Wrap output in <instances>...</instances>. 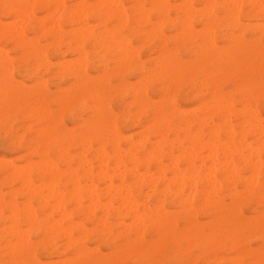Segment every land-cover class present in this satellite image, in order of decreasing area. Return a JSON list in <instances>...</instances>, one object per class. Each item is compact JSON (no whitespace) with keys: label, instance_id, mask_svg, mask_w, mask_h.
Wrapping results in <instances>:
<instances>
[{"label":"bare ground","instance_id":"obj_1","mask_svg":"<svg viewBox=\"0 0 264 264\" xmlns=\"http://www.w3.org/2000/svg\"><path fill=\"white\" fill-rule=\"evenodd\" d=\"M178 1L129 0L130 12L137 15L129 19L123 0H0V134L7 147L22 154L21 164L0 159V264H118L125 251L131 250L128 255L141 253L143 233L149 227V243L154 246L166 235L176 242L191 230L188 243L197 234L210 247L215 246L213 229L218 228L228 250L244 251L253 264H264V248L240 250L236 235H227L230 226L246 239L242 229L249 220H230L229 216L219 217L218 212L206 223L197 217L206 206L217 208L224 197L239 200L259 190L260 183L256 185L253 177L252 190H238L245 177L242 171L260 177L264 169V120L251 109L258 95L244 88L241 108L236 109L229 94L218 87H205L210 73L198 69L200 85L192 84L191 91L196 95L200 88L204 94L194 96L197 107L181 110L163 85L155 93L161 100L150 101L146 89L135 90L124 77L126 71H136L145 81L146 64H154L158 74L172 72L177 86L185 82L188 62L177 48H168L164 24L177 31L182 43L197 35L194 23L202 25L203 43H193L190 48L195 56L211 53L221 64L253 54L264 72L261 38L249 40L243 33L235 36L233 31H222L218 38L231 46L225 51L217 47L215 36L218 12L232 29L253 27L264 36L262 24L243 26L240 22L241 17L264 18V0ZM197 2L204 6L196 8ZM130 21L144 25L138 36L150 44L145 63L135 51L138 46L134 50L119 32ZM110 22L116 23L113 30L97 32L96 26ZM88 47L102 49L103 55L90 62ZM48 50L52 58L70 54L74 59L66 65L57 61L63 67L53 71ZM112 72L121 73L118 87H127L131 94L136 110L131 123L141 129L137 136L120 133L104 105L105 92L113 90L105 76ZM48 74L58 81L54 91L46 86ZM55 93L62 95L53 99ZM51 104L57 108L52 110ZM75 108L80 116L72 113ZM66 114L71 127L63 123ZM250 136L255 146L246 144ZM204 151L210 154L203 157ZM224 191L228 196H223ZM167 196L192 214L181 229L176 220H170ZM261 203L256 205L264 208ZM140 208L144 214L137 212ZM118 210H136L131 215L137 219L132 216V223H118ZM253 220L264 235V210H258ZM118 238L124 242L119 256ZM90 241L94 248L88 247ZM98 242L111 249L109 257L100 254ZM41 256L49 260L42 263ZM228 262L243 264L240 255Z\"/></svg>","mask_w":264,"mask_h":264},{"label":"rangeland","instance_id":"obj_2","mask_svg":"<svg viewBox=\"0 0 264 264\" xmlns=\"http://www.w3.org/2000/svg\"><path fill=\"white\" fill-rule=\"evenodd\" d=\"M128 1L129 0H123L126 9H128L127 12H128V15L130 16L129 19L137 18L136 12L135 13L133 12L134 14L131 13L132 11L129 9L130 3ZM152 1L156 2L157 0H152ZM222 1L224 0H218V2H222ZM172 2L175 4L179 3L178 0H172ZM202 6L204 5L198 2L196 3V8L199 9ZM149 7L150 6H148L147 8ZM217 14H218V17L220 18L218 20V24L215 29L216 43H217L218 48L225 50V51H230L231 49L230 48L231 46L225 40L218 38V36L220 35V33H222V31L224 32L233 31L235 36L243 33L246 39H249V40L261 38V41L264 44V36H261L258 29H255L253 27L244 28L242 31H240L239 29H232L231 25L227 23V21L225 20L224 14H222L221 12H218ZM170 15L172 18H174L175 16L173 11L170 13ZM38 16H43V14H38ZM196 20H198V18ZM10 22H12V20L9 21V23ZM131 22L132 21H130V24L128 23L126 27L123 26L121 31L119 29V32L122 33L123 37L125 36L128 38V40H130L134 50L136 46H138L135 51L138 57L140 58V61L142 63L143 62L145 63L148 59L147 51L149 49L150 44L148 45L146 42L142 40L141 37L138 36L144 30V27H143L144 25H141V24L134 25ZM240 22L243 24V26L245 24L257 23L258 25L262 24L261 27H264V18L246 20L244 17L243 18L241 17ZM91 24L96 25L97 23H94L91 21ZM113 26L114 27L116 26L115 22L99 24L98 27L96 26V30L97 32L104 31L103 29L113 30L114 28ZM132 28L137 30L138 33L134 34L133 33L134 31H132ZM162 29L164 30L165 36L167 37L166 44L168 48L169 49L177 48L179 55L182 56L184 61L188 62L189 71L185 73V76H184L185 82L182 85L177 86V84L179 83L174 82V76L172 72L163 71L161 74H158L155 71L154 64H151V65L146 64V68H145L146 73L144 75H147L148 78L145 81H143L138 75H136V71L132 72L128 70L124 73L126 82L127 83L130 82V84L132 83L131 84L132 88H135V90L146 89V93L148 94L149 100L158 102L159 100H161V98H157L155 93L160 88V86L163 85L165 88H168L169 98L171 96V99L173 100V103L176 105V107H178L181 110L192 109V108L197 107V104H198V101L194 99V96L196 95L201 96L204 93L200 92L201 89L199 88L197 94L196 95L195 93L193 94L191 91V85L195 84L196 87H199L200 85L199 81H201V77L198 75L197 71L198 69H204V71H206L207 73H210V75L207 76L208 77L207 84L205 87H207V89H210L212 87H218L222 91V93L229 94L232 97V100L234 101L236 109L241 108V101L243 100V95H244L243 89L244 88L251 89V94L253 96L258 95L259 97L256 105L251 106V109L255 108L260 119L263 118L262 120H264V72L261 71V66L258 63V59H256V55L246 54V55H242L241 57H239L236 63L225 62V63L219 64V59L217 58V56L211 53L203 54L200 56H195L192 52H190V48L193 45V43H195L196 45H200L203 43V41L201 40L200 34H202L204 26L194 23V32L197 35L193 36V38L191 39H187L183 41V43H182L183 39H181L177 35V31H175L173 28L164 24L162 26ZM118 36H119V33H118ZM40 41L43 43V39H40ZM140 48L141 50H139ZM86 52L88 54V58L90 62L98 59L101 55H103V51L100 48L92 49L88 47L86 48ZM51 54H52V51L48 50L47 55L49 58H51V62H53L52 63L53 71H56L57 67H60V66L63 67V65L68 64L70 61H73L74 59V57L70 54H66L63 58H52ZM185 54L188 57H184ZM112 55L114 54L110 52L109 56L112 57ZM109 56L108 57L105 56V59L106 57L107 59L110 58ZM62 60H64V62H62ZM57 61H59V63L61 62V64L63 63V65L59 64ZM192 66H194V68ZM90 73H92V75H97V76L100 75L99 73H95L92 71H90ZM153 76L155 78L150 80V77L153 78ZM45 79H46L45 83L48 89L51 91H54V84L58 82L56 78H53L48 74V75H45ZM25 80L27 84H32L29 80H27V78H25ZM105 82H108L109 84L111 83L110 86L113 88L112 91L105 92L104 105L107 106L111 111V114L114 119L115 128L124 135L130 134L133 136H137L140 133L141 129H139L135 125V123H131V117L135 116V113H136L135 106L134 104H132L131 94L129 93V89L127 87L125 89H120L121 87H118L121 83V73L120 72L108 73V76L107 75L105 76ZM141 83H143L144 86ZM145 83L147 84V86H145ZM175 87L177 88L176 90H175ZM110 92H111V96H110ZM61 95L62 94L55 93L53 99L59 98ZM165 105L166 104H164V107ZM51 107H52V110H55L57 108V106L54 104H51ZM72 113L76 117L81 115V111L78 108H75L72 111ZM88 115L90 116V114ZM127 117H129L128 121H124V119ZM69 118H70L69 114H66L63 120L64 125L67 127H71V121L69 120ZM83 118H87V116ZM215 122H218L217 119H215ZM192 131H195V129L193 128ZM254 143H255V140L253 137L251 136L247 137L246 144H252L253 146H255ZM96 147L97 146H95L94 149H96ZM7 148L9 147H7V145L5 144L4 137L2 136V134H0V159H6V158L13 159L16 161V164H21L19 157L22 154L18 152V150H15L13 148H9V149ZM202 153L204 154L202 155L203 157L208 156L210 154L209 151H204ZM263 172H264V169L262 170L260 177H256V176H253L251 172H248L246 170L242 171V174H244L243 176L245 177H243L244 180L242 178V181L238 187V190L239 189L244 190L245 187H248L249 191L252 190L254 186L251 185L253 183L250 181H251V178L253 177L252 180L254 179L256 181V185L260 183L259 190H256L252 192L251 194H247L239 200H234V199L228 200L227 197H224V200L217 208L212 210L210 206H206L203 208V210H199L197 214L199 221L202 223L208 222L209 219H210L209 221L213 220L212 216L217 212L219 214V217L229 216L230 220L237 219L242 223L245 222L246 220H249L250 224L247 227H244L242 229L243 234L247 236L246 239H242L240 236H238V232H232L231 231L232 228L228 226V231L230 230V232H228L227 235H230V236L231 234L236 235L237 241L239 240L238 246L240 247V250H243L246 246H250L251 249H255L257 246L264 248V235L261 234L260 229L257 227V222H253L254 221L253 218L258 215V210H264V208H259L260 204L256 205V203L259 200H261L262 201L261 206H264V184H263L264 183V173ZM246 178H250V179H246ZM223 194H224L223 196H228L227 191H224ZM167 197H166L165 203L167 206L171 205L170 207L171 211L168 210L170 220H176L178 223V228L181 229L182 225L185 222L190 221V217L192 214L188 213L189 212L188 210L184 211V207L175 204L174 201L169 198V196ZM181 207L182 209H180ZM235 207L237 208V210L239 207V210L236 211ZM182 210L183 212H181ZM228 210H231L229 214L227 213ZM124 211L125 210L123 211L118 210V212L121 213L118 216V223L120 221H123V222L126 221L125 223L129 224L131 222L130 218L133 216L131 215V213H133L134 211L136 213V210L130 211V213H127L129 212V210L125 211L126 213ZM138 211L139 213L145 212V210H142V208L138 209L137 212ZM133 217H135V215ZM139 217L141 216L139 215ZM111 220H113L112 217H111ZM134 220L132 219V221ZM87 226L88 228H92V226L90 225H87ZM151 229L152 227H149L143 233L144 246L140 254L128 255L131 250L125 251V253L121 254L119 251L120 249L123 248L124 242L123 240L118 238V256L120 254L124 255L121 258V261H118V264H153V263L154 264H198V263L199 264L200 263L201 264H213V263L214 264H229L228 261H231L233 257L235 259L239 255L240 257H242L243 264H253L252 257L248 255L246 252L241 251V253H236L235 249L228 250V243L223 238V233H222L223 231H221L218 228L213 229V237H214V242H215L214 247L207 246L206 244H204L203 241H201L200 239L198 240L197 234L193 235L192 241L188 243L187 239L192 234L191 230H187L186 234H184L176 242H174L172 238L166 235L162 238L159 245L154 246V244L149 243ZM166 231L167 229L163 228L161 232L165 233ZM132 236L133 237L131 238H134V235ZM98 244L100 243L98 242ZM95 246L96 245L92 243L91 241L88 243L89 248L91 247L94 248ZM99 249H100V254L103 257H109L111 249L106 244H100ZM158 257L161 259V262ZM40 258H41L42 263L47 262L49 260L45 258L44 256H41ZM54 258L56 260H61L56 257ZM54 258H52V260Z\"/></svg>","mask_w":264,"mask_h":264}]
</instances>
